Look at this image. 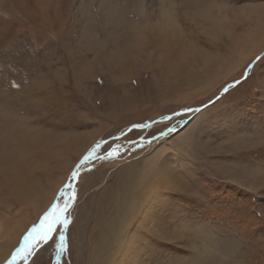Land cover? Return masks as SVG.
Masks as SVG:
<instances>
[{"label": "rangeland", "instance_id": "1", "mask_svg": "<svg viewBox=\"0 0 264 264\" xmlns=\"http://www.w3.org/2000/svg\"><path fill=\"white\" fill-rule=\"evenodd\" d=\"M106 1L0 0V264H109L112 252H96L98 242L144 198L146 160L190 122L192 139L161 181L184 186L158 189V234L140 230L137 264H264V0H218L217 20L190 16L188 45L164 69L143 66L154 27L141 49L114 59L124 62L102 59L111 68L93 73L82 60L95 50L81 39L103 29ZM17 177L35 186L32 202L21 204L22 191L11 196ZM66 204L67 224L25 242Z\"/></svg>", "mask_w": 264, "mask_h": 264}, {"label": "bare ground", "instance_id": "2", "mask_svg": "<svg viewBox=\"0 0 264 264\" xmlns=\"http://www.w3.org/2000/svg\"><path fill=\"white\" fill-rule=\"evenodd\" d=\"M148 1L150 2V6H148L149 8L144 7V5H141L140 0H109L106 1V3L109 2L108 4L104 3L105 6H103L101 9L103 11V18L105 19L103 20V24H102L103 29L98 30V28H95L90 30L87 28L88 30L83 32V36L81 39L82 46H85L87 49H89V51L95 50V56L91 58L89 56H85V55L83 56L84 59L82 60V62L85 61L83 62L84 63L83 65L85 67H88L87 68L88 70H92L93 73H95L98 70H101L102 72L108 68H111L107 66L105 63H102L101 62L102 59H107L108 61H110L111 65L113 66L116 65L117 62L120 63V61L122 60L119 61L114 60L116 56L126 54V51L128 50L129 46H135L136 48L141 49V46L143 45H139L138 41L142 39V37H144L147 28L148 29L150 28L151 31L153 30L154 27L155 28L157 27L156 29L159 32L156 33L157 36L153 40L152 39L150 40L149 38L150 41L148 43V47H146L147 48L146 51H151L153 56L150 54V56H148L149 58L144 59L143 66L145 68L148 67V68L164 69L161 67L160 64H162L166 60V57L172 58L174 56H177L178 54L180 55L181 52H183L181 48L188 45L187 43L185 44V42L183 41V40L187 41V39L182 38L183 25H185V22L183 23V21L190 19V16L192 19L205 16L210 21L217 20L219 16L213 13L212 11L215 10V8L221 9V6H223V3H221L218 0H148ZM177 6H179V8ZM176 7L178 9H176ZM181 8L185 10L184 17H181L180 13H178ZM176 32L180 33V38L179 40H177V43L174 42V39L176 40L177 38ZM122 40L124 41L122 42ZM143 52L144 49L142 53ZM129 57L130 56H127V58ZM151 57H155L154 62L150 60ZM127 58L125 61H128ZM122 62H124V60ZM128 62L130 64L133 63L132 59ZM154 66H158V67H154ZM27 92H30V89ZM1 109L2 108H0V110ZM202 116L203 113L199 114V116L196 118L198 123H200ZM196 125H197L196 122L193 123L190 122L185 127V129L178 132L175 138L163 140L161 145L157 147L156 150L153 152V154L146 160V166L143 169L144 173L141 178V181H144L142 182L144 186L141 185L142 186L141 190H143V193L145 194L143 196L144 198L143 199L134 198L130 202L128 210L125 211L122 218L120 217V213H118L117 216L120 217V224L118 225L119 229H117L116 227L111 228V231L102 238L103 241L101 242L103 243L100 244V242H98V245L96 246L95 249L96 252L97 251L103 252L105 251L104 250L105 247H103V245L104 246L108 245L106 249L111 250L112 252L111 255H108L107 257L108 259L109 257H111L109 264H137L140 257L138 256L137 258L135 254H139L137 251L140 252L141 245L139 242L140 241L144 242L143 236L140 235L139 232L142 231L141 229H145L151 234L153 232L157 233L158 230L156 229L155 226L156 225L155 222L157 220L155 217L157 215L156 213L159 210L156 204L158 202L162 203L165 199L162 194L157 193L158 189L160 188V186H166L167 189L172 188V186L173 187H178V185L184 186L185 182L182 179L178 183L174 182L173 184V182L170 181L169 183L166 182L164 185L161 184V181L166 180L164 179L165 177L163 176L165 173H168L171 170V166L173 165L174 160L176 158L175 155L179 153L180 150L181 151L184 150L185 145H188V142H190L189 140L192 139L191 137L193 134V127H195ZM156 180H159L160 182L158 184H155ZM59 185L57 187H59ZM9 190L12 197H13L12 193L14 194L17 191L23 192L24 195L21 198L20 201L21 204H24L26 200L32 202V196L34 192H36L35 186L32 189H30L25 183L22 182V179L20 177L16 178L15 188L10 185ZM49 199H51V195L49 196ZM49 201L50 200H48L46 206L49 204ZM9 205L10 207L8 209L11 210L12 205L11 204ZM174 219L179 220L178 218H174ZM147 224L152 225L153 226L152 229L151 228L146 229L149 227V226L146 227ZM185 226L186 223L183 224V227ZM195 233H196L195 236L200 234L202 237H204V238L201 237V239L199 238L200 241L198 239V242L202 246L201 249L202 250L205 249L207 246L204 245V241H206L205 237H207V232L199 229ZM108 237L109 239H105ZM216 244H218V242H213L212 245L216 246ZM219 249L222 250L223 249L222 246ZM99 253L100 252H98V254ZM98 254L97 257L99 258ZM143 255H147V254H143Z\"/></svg>", "mask_w": 264, "mask_h": 264}, {"label": "snow or ice", "instance_id": "3", "mask_svg": "<svg viewBox=\"0 0 264 264\" xmlns=\"http://www.w3.org/2000/svg\"><path fill=\"white\" fill-rule=\"evenodd\" d=\"M141 127H142V125H141ZM99 146H100V145H97L96 147L99 148ZM119 147H120V146L117 145L116 148L112 149V150L108 153V156H115ZM95 151H96V149L94 148V149L92 150V152L89 153V156L86 157L85 159H89V158H91V156L95 153ZM101 158H104V157H101ZM76 175H77V173H76V172H73V174H72V179H75V178H76ZM69 187H71V185H69ZM66 209H67V204L65 205V208H64V209H59V212L61 213L60 215H55V214H52V213H49L48 215H46V216L44 217V221H45V222H48V227H47L43 232H41V231H40L39 229H37V228H33L32 232L29 233V236L25 238V242L27 243L28 240L34 236V234H35V235H41L42 238H44V239L48 238L49 234L52 232V225L55 224V223H57V222H60V223H63V224H67V223H68L67 218L64 217V216L62 215V213H63L64 211H66ZM41 227H43V225H42ZM60 239H61V241H63V240H64V236L61 235ZM61 250H62V248H61ZM24 251L30 253L31 250H30V249H25ZM19 254H20V253H19V251H18V252H17V255H19ZM12 259H13V261H14V260L16 259V256H13Z\"/></svg>", "mask_w": 264, "mask_h": 264}, {"label": "water", "instance_id": "4", "mask_svg": "<svg viewBox=\"0 0 264 264\" xmlns=\"http://www.w3.org/2000/svg\"><path fill=\"white\" fill-rule=\"evenodd\" d=\"M255 65V63H253L250 67L252 68V66H254ZM246 75H247V72H246ZM240 83V81H235V82H233V83H231V84H229L228 86H226V88L224 89V92L225 91H227L230 87H233V86H237L238 84ZM76 179H74V181H75ZM74 188V184H73V186H72V189ZM73 196H74V194H73ZM66 211H67V209H66ZM66 211H64L63 213H62V215L63 216H65V213H66ZM45 221H44V217L42 218V220H41V223H44ZM57 223H55V224H53L52 225V230H53V228H54V225H56ZM51 234V233H50ZM49 234V235H50Z\"/></svg>", "mask_w": 264, "mask_h": 264}]
</instances>
